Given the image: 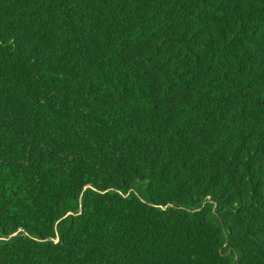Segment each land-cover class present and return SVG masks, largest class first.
I'll list each match as a JSON object with an SVG mask.
<instances>
[{
  "label": "trees",
  "instance_id": "obj_1",
  "mask_svg": "<svg viewBox=\"0 0 264 264\" xmlns=\"http://www.w3.org/2000/svg\"><path fill=\"white\" fill-rule=\"evenodd\" d=\"M0 264H264V0H0Z\"/></svg>",
  "mask_w": 264,
  "mask_h": 264
}]
</instances>
